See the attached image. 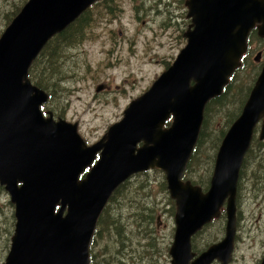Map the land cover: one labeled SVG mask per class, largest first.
Returning a JSON list of instances; mask_svg holds the SVG:
<instances>
[{"label":"water","instance_id":"water-1","mask_svg":"<svg viewBox=\"0 0 264 264\" xmlns=\"http://www.w3.org/2000/svg\"><path fill=\"white\" fill-rule=\"evenodd\" d=\"M44 1L29 0L0 39V57L4 46L8 43L14 48L25 51V54L21 53L24 63L17 79L18 85L14 82L16 78H8L14 82V87L20 89L6 92L5 94L10 98L4 99L1 97L3 87L0 84V108L12 107L16 110L15 118L23 125L18 128L16 135L19 140L25 138L33 127L49 151L53 150L52 139H56L58 151L61 152L57 155L58 163H61L63 151L66 149L78 150L77 154L80 155L77 160L80 162L88 157L92 150L104 149V151L101 161L88 179L76 183V196L72 194L66 197L64 188L60 186L64 177L58 179L62 175L60 170L55 174L47 170H39L38 174L31 175L32 173H26V170L18 167V163L14 162L15 157L20 164L25 165V162L20 154L11 151L10 145L14 142L15 136L4 135L0 126V172L3 173L0 174V180L2 184L7 185V190L12 196L13 203L16 205L17 218L12 247L6 264H89V249H84L89 223L96 224L97 217L111 193L126 180L127 170L135 173L150 167H159L166 172L171 197L177 202L175 215L177 229L170 250L171 264H213L215 261L220 264H229L232 260L237 226L235 199L242 167L241 160L249 149L251 134L257 122L262 118L264 120V69L243 114L234 123L222 143L208 193H203L201 188L194 187L190 182L181 181L191 151L186 150L188 141L186 142L183 133L179 131L178 125L188 124L190 117L197 120L202 118L206 102L221 94L223 86L228 83L233 70L239 65V60L247 49L249 34L257 24H260L258 26L260 36L264 37V0H188L189 17L193 19L194 30L186 34L189 45L182 52L179 61L161 82L155 84L150 95L128 109L124 120L113 126L103 142L92 149L81 146L80 137L69 124L43 119L41 114L36 112L37 105L32 98L34 89L29 83L24 84L23 81L27 79L32 62L47 41L73 22L95 0H89L73 15L68 14L64 20H61L65 23V27L60 25L50 33L40 35L35 51L30 41L31 25L36 11ZM28 13L33 18L28 19ZM192 79H195L197 83L196 87L190 88L189 81ZM163 87L170 91L163 93ZM102 89L103 87H98V91ZM168 100L174 102V105L172 104L170 111L166 110L164 115L176 112L177 119L173 128L169 132L162 133L161 127L165 119L161 117L156 123V129L150 130V127H147L145 132V125L153 109ZM193 100L196 102L190 104L189 102ZM30 113L33 114L30 116ZM128 127H131L133 131L127 139ZM155 133L157 134L154 135ZM137 138L152 139L150 142H153V146L143 149L138 156H133L131 155L132 146ZM261 139H264V125ZM123 140H125L124 152L133 157L132 164L139 160V165L135 169H126L127 164H125L124 169L122 167L111 175L110 181H107L109 186L105 193L96 198L85 196L86 191H93L94 180L99 177L110 161L113 151ZM154 152L160 154V158L158 160L151 158L147 167L144 160ZM23 157L29 156L23 153ZM30 157L40 164L34 154H30ZM74 159L73 157L72 162ZM71 170L65 180H70ZM18 182L24 185L18 188ZM227 198H229V205L226 208L225 239L211 246L192 261L195 257L191 246L192 237L203 226L220 217L223 202ZM63 203H68L70 206V216L67 219L62 218L64 206L58 214L55 213L56 206ZM93 225L90 228V234ZM261 264H264V258Z\"/></svg>","mask_w":264,"mask_h":264},{"label":"rangeland","instance_id":"rangeland-1","mask_svg":"<svg viewBox=\"0 0 264 264\" xmlns=\"http://www.w3.org/2000/svg\"><path fill=\"white\" fill-rule=\"evenodd\" d=\"M186 0H106L52 38L31 70L33 82L54 97L48 110L55 119L78 123L91 145L124 118L187 45ZM29 0H0V39ZM110 3V4H109ZM87 20L66 40L71 26ZM254 54L239 71L226 98L207 107L198 151L186 180L207 192L222 139L239 117L264 63V39L252 37ZM262 62H255L258 53ZM44 57L43 62L41 59ZM99 85L105 90L97 92ZM262 122L254 133L238 183L237 230L229 264H260L264 257V140ZM226 208V203L224 205ZM176 206L162 170L138 174L113 196L103 216L93 256L95 264H171ZM109 213L108 227L103 229ZM17 224L10 193L0 185V264H6ZM224 213L192 240L200 254L226 234ZM213 264H220L215 261Z\"/></svg>","mask_w":264,"mask_h":264},{"label":"flooded vegetation","instance_id":"flooded-vegetation-1","mask_svg":"<svg viewBox=\"0 0 264 264\" xmlns=\"http://www.w3.org/2000/svg\"><path fill=\"white\" fill-rule=\"evenodd\" d=\"M106 0H100V1H98V2H96V6H98V5H100V4H102V3H104ZM111 1H113V0H111ZM187 2H188V0H186L185 1V6H186V8H187V10H188V13H187V19H190L191 20V24L189 25V27H188V29H187V31L184 33V38H186L187 39V45L180 51V53L178 54V56H177V58H176V60L173 62V64L171 65V66H169L160 76H159V78L157 79V80H159L160 78H162V77H164V76H166L169 72H170V70H172L174 67H175V65H176V63L179 61V57L181 56V54H182V52L187 48V46L189 45V39H188V37L186 36V34L190 31V30H194V26H193V19L191 18V17H189V13H190V10H189V8H188V6H187ZM110 4V3H109ZM85 22V21H84ZM84 22H78V23H76L74 26H73V28L72 29H68L66 32H64L63 34H61V38H63V40H66V39H68L69 37H71L72 35H74L76 32H77V30L79 29V27H81L82 26V24L84 23ZM260 24H257L256 25V27L250 32V34H249V37H248V40H247V49H246V52H245V54H244V56L242 57V60H241V66H240V68L233 74V76H232V78H231V81H230V83L226 86V87H224L223 88V91H222V94L219 96V97H217V98H215V99H213V100H210L207 104H206V106L204 107V114H203V119H202V121H201V125H200V129H199V134H198V139H197V144H196V147H195V149L193 150V152H192V154H191V157L189 158V160L187 161V164H186V167H185V170H184V173H183V177H182V182L183 183H187V182H190L194 187H199V188H201L200 186H198V185H196V184H194V183H192L191 181H189V180H186V178H187V174H188V172H189V166H190V164H191V162H192V160H193V157L195 156V154L197 153V151H198V146H199V142H200V138H201V135H202V131H203V128H204V126H205V113H206V110H207V107L208 106H210V105H212L214 102V105L215 104H220L225 98H226V96H227V94H228V92H229V89H230V87H231V85L236 81V78H237V75L239 74L238 72L239 71H241V70H244L245 69V67H246V60L248 59V57L249 56H252L253 54H254V50H252V37L254 36V35H257L259 38H261V39H264V37H262V36H260V34H259V29H258V26H259ZM47 49H48V51H49V53L51 54V50H52V44H50V42H48L47 44ZM44 56H46V55H44ZM262 56H263V54L260 52V53H258L257 55H256V57H255V62H262ZM263 69H264V63H262V68H261V71H260V74H259V76H258V78H257V81H258V79H259V77L261 76V74H262V72H263ZM156 80V81H157ZM155 81V82H156ZM257 81H256V83H257ZM154 82V83H155ZM34 83V82H33ZM154 83H153V85H154ZM256 83H255V85H256ZM35 84V83H34ZM152 85V86H153ZM195 85H196V81L194 80V79H192V80H190L189 81V87L191 88V87H195ZM255 85H254V87H255ZM39 87V86H38ZM98 87H103V89L101 90V91H103V90H105V88H106V86L105 85H99ZM98 87L96 88V91L99 93V92H101V91H98ZM254 87L252 88V90L254 89ZM42 89V88H41ZM151 89V87L149 88V90ZM43 90V89H42ZM149 90H147L143 95H141V96H139L138 98H136L135 100H133L132 102H131V104L134 102V101H136V100H138V99H140L141 97H143L147 92H149ZM252 90H251V92H252ZM45 93H47L48 95H49V102L46 104V105H44L43 107H42V109H43V111H44V113H46V114H48V115H52L53 116V114L51 113V111L50 110H48V107L51 105V103H52V100H53V97H54V95H53V93H48V92H46L45 90H43ZM251 92H250V94H249V96H248V98H247V100H246V102H245V104H244V106H243V109H242V111H241V114L239 115V117H237V119L233 122V124L231 125V127L234 125V123L240 118V116L242 115V113H243V111H244V108H245V106H246V104H247V102H248V100H249V98H250V95H251ZM222 95H224V98L220 101V97L222 96ZM131 104H130V106H131ZM129 106V107H130ZM128 107V108H129ZM54 118V117H53ZM55 119V118H54ZM59 119H62V118H59ZM59 119H55V120H59ZM165 120H164V124L162 125V127H161V130H162V132H165V131H168L169 129H171V127L173 126V123H174V120H175V118H174V116L170 113V114H168V115H166L165 116V118H164ZM260 122H262V128H261V133H260V140H264V139H261V135H262V130H263V125H264V120H263V118L262 119H260L258 122H257V124H256V126H255V128H254V130H253V132H252V140H251V144H250V147H251V145H252V141H253V138H254V133H255V130L257 129V126L259 125V123ZM77 125H78V123H76ZM231 127H230V129H231ZM72 130L74 129L75 130V132L77 133V131H76V129L75 128H73V127H70ZM229 129V130H230ZM69 130V129H68ZM229 130L227 131V133L229 132ZM70 131V130H69ZM78 131L80 132V130H79V125H78ZM75 133V134H76ZM227 133L224 135V137H223V139H222V142H223V140L225 139V137H226V135H227ZM78 134V133H77ZM81 134V133H80ZM157 133H155L154 135H156ZM79 135V134H78ZM82 135V134H81ZM82 137L85 139V141L88 143V144H91V139H90V137L88 136V135H82ZM152 139H148V140H144V139H140V138H137L136 139V142H135V144H134V146H132L133 147V150H132V154L131 155H133V156H138V154H139V152L140 151H142L143 149H145V148H150V147H152L153 145V142H150ZM79 142H80V144H81V146L82 147H84V143H83V141H82V139L80 138L79 139ZM222 142H221V145H222ZM221 145H220V147H221ZM220 147H219V150H220ZM250 149V148H249ZM218 150V153L220 152ZM73 151H75V150H73ZM249 152V151H248ZM218 153H217V156H218ZM152 154V156H153V158L155 157V158H160V154H158V153H156V152H154V153H151ZM150 155V154H149ZM94 156H95V154L94 153H90V155H89V161H92V159L94 158ZM217 156H216V159H215V165H214V170H213V175H214V172H215V167H216V162H217ZM245 156H247V153L245 154ZM74 157V156H73ZM91 157V158H90ZM100 157V153L99 154H97V156H96V159H98ZM102 157V156H101ZM101 159V158H100ZM100 161V160H99ZM98 161V162H99ZM96 163V160H95V162L93 163V165ZM144 163L147 165V167H149V163H150V159H149V156H148V158H146L145 160H144ZM98 163H96V165H97ZM85 164L83 163V162H80V161H78L77 159H74V161L72 162V159L71 158H69V157H67V158H65V160H64V163H63V165H62V169L63 170H65V171H70L71 169V175H70V180H69V182L67 183V186H69V187H76L77 186V184H76V182L75 181H72L73 180V178L75 177L74 176V174L76 175L78 172H79V170L84 166ZM95 165V166H96ZM94 166V167H95ZM242 167H243V164H242ZM242 167H241V169L240 170H242ZM29 168H31V169H33V170H37V166H31V167H29ZM116 168H117V171H119V170H121V168H122V165H121V163L120 162H117V164H116ZM154 171V170H162L161 168H156V167H154V168H150L149 170H146V171H141V172H136L135 174H133L128 180H126L125 182H123L121 185H119L115 190H114V192L111 194V196L109 197V199H108V201H107V203L105 204V206H104V208L101 210V212H100V214H99V216H98V220H97V223H96V225H95V228H94V231H93V234H92V237H91V241H90V246H89V249H91V259H92V262H94V260H95V258H94V256H93V249L95 248V243H96V240H97V236H98V234H99V231H100V224H101V221H102V219H103V216L105 215V213H106V211H107V209H108V207H109V205H110V202H111V200H112V198H113V196L116 194V192L125 184V183H127L130 179H132L133 177H135V176H137L138 174H145V175H147V174H149L151 171ZM162 171H164V170H162ZM88 172H89V169H87L85 172H83V174H81L80 175V177H79V181L80 182H82L85 178H86V176H87V174H88ZM73 173V174H72ZM165 173V172H164ZM213 175H212V178H213ZM240 175H241V171H240ZM212 178H211V181H210V187H209V189H208V191L210 190V188H211V185H212ZM239 180H240V178H239ZM166 181H167V178H166ZM74 183V184H73ZM239 183V182H238ZM76 184V185H75ZM84 184V183H83ZM83 184H80V185H83ZM0 185L2 186V187H4V189L6 190V187L4 186V185H2L1 184V182H0ZM22 184L21 183H19V186H21ZM201 190L203 191V189L201 188ZM237 190H238V187H237ZM208 191L207 192H205V191H203V193H208ZM237 196V195H236ZM172 199V198H171ZM173 200V199H172ZM229 200V198H227L225 201H228ZM11 202H12V200H11ZM174 202H175V206H176V212H177V202H176V200H174ZM176 212H175V215H176ZM224 213H226V216H227V212H226V208H222V210H221V215H220V217L224 214ZM68 209L66 208L65 210H64V214H62V218L63 219H67L68 218ZM219 217V218H220ZM218 218V219H219ZM108 219H109V213L105 216V218H104V226H103V229H107V227H108ZM218 219H214L211 223H209V224H213L216 220H218ZM82 222H83V227H84V219L82 220ZM175 226H176V223H175ZM226 226H227V224H226ZM237 227V226H236ZM203 228H204V226H203ZM203 228L200 230V231H198L193 237H192V239H191V246H192V240H193V238L199 233V232H201L202 230H203ZM176 229H177V226L175 227V234H176ZM225 236H226V234H225ZM236 237V236H235ZM174 238H175V235H174ZM225 239V237L220 241V242H218V243H215V244H219V243H221L223 240ZM261 243H262V245H263V243H264V239H262L261 240ZM215 244H213V245H215ZM212 245V246H213ZM211 247V246H210ZM209 247V248H210ZM208 248V249H209ZM235 248V240H234V247H233V249ZM206 251V250H205ZM205 251H202L200 254H198L197 255V253H195L194 251H193V246H192V252L195 254V257L193 258V260L194 259H197L203 252H205ZM234 251V250H233ZM169 254H170V252H169ZM232 255H233V253H232ZM233 257V256H232ZM264 258V257H263ZM232 261V260H231ZM262 261H263V259H262ZM262 261H261V263H262ZM260 263V264H261Z\"/></svg>","mask_w":264,"mask_h":264},{"label":"trees","instance_id":"trees-1","mask_svg":"<svg viewBox=\"0 0 264 264\" xmlns=\"http://www.w3.org/2000/svg\"><path fill=\"white\" fill-rule=\"evenodd\" d=\"M86 19H87V17L83 18L80 22H84V21H86ZM72 28H73V27H71L70 29H72ZM60 38H61V36H60ZM43 60H44V57L41 59V61L43 62ZM223 98H224V95H222V96L220 97V101H221ZM215 105H218V104H215ZM246 160H247V156H246V158H245L244 163L246 162ZM95 263H96V260H94L93 264H95Z\"/></svg>","mask_w":264,"mask_h":264},{"label":"bare ground","instance_id":"bare-ground-1","mask_svg":"<svg viewBox=\"0 0 264 264\" xmlns=\"http://www.w3.org/2000/svg\"><path fill=\"white\" fill-rule=\"evenodd\" d=\"M196 102V100H193L192 102H190V104H193V103H195ZM245 158H246V156H244L243 158H242V164H244V161H245ZM225 203H226V208L228 207V205H229V201H224L223 202V207H224V205H225Z\"/></svg>","mask_w":264,"mask_h":264}]
</instances>
